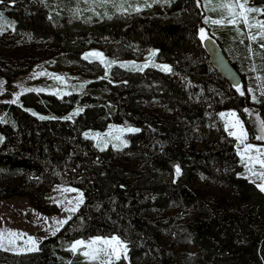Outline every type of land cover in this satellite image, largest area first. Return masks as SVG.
I'll list each match as a JSON object with an SVG mask.
<instances>
[{
	"label": "trees",
	"instance_id": "obj_1",
	"mask_svg": "<svg viewBox=\"0 0 264 264\" xmlns=\"http://www.w3.org/2000/svg\"><path fill=\"white\" fill-rule=\"evenodd\" d=\"M147 10L88 21L46 0H0L14 32L44 40L58 55L85 62L83 53L93 45L108 56L124 57L152 47L170 64V70L122 68L120 81L94 79L81 93L26 91L20 104L0 101V174L22 170L38 187L62 183L84 195L38 250L16 256L0 249V264H53L68 242L112 235L126 242L133 260L184 264V253L174 250L180 240L165 246L159 238L163 230L191 240L188 264H264V191L242 173L236 138L221 117V111L233 108L254 132L246 108L261 110L264 97L257 103L245 84L246 42L239 47L242 67L224 52L226 35L208 33L199 0H161ZM209 43L217 44L236 69L238 82H229L211 64ZM255 58L264 67V50H255ZM21 70L0 53V73L7 79ZM153 103L169 115L154 112ZM75 106L81 110L64 117ZM109 123L139 131L129 132L123 146L98 148L85 131ZM193 139L203 145L196 147ZM196 173L230 190L209 200L193 184ZM175 204L184 218L165 216Z\"/></svg>",
	"mask_w": 264,
	"mask_h": 264
},
{
	"label": "rangeland",
	"instance_id": "obj_2",
	"mask_svg": "<svg viewBox=\"0 0 264 264\" xmlns=\"http://www.w3.org/2000/svg\"><path fill=\"white\" fill-rule=\"evenodd\" d=\"M46 1L51 2L54 9L66 8L70 15L88 21L97 20L101 15L112 13H145L148 7L161 3V0ZM199 2L204 10V21L208 25V33L210 32L213 37L226 35L224 52L233 59L237 58L240 66L243 67L246 63L243 67L245 84L251 98L257 103L260 102V96L264 97V67L258 64L255 50L259 53L264 50L261 46L264 45V38H262L264 28L258 24V22H264V12H247V24L243 23L238 16L236 24H231L228 22L233 18L230 10L222 5L232 0H199ZM246 7L264 10V3H251L247 0ZM231 11L239 13L241 9L237 7ZM2 14L0 53L10 63L22 67V70L10 79L0 73V101L11 102L18 96L16 103L20 104V96L26 91L54 93L58 96L70 92L81 93L86 90L87 83L94 79L105 78L112 82L120 81L122 73L119 72L126 67L140 69L153 65L164 69L162 66L166 65L168 69L170 68V64L160 59L156 49L152 47L143 50L139 56L124 57L121 55L108 56L100 47L93 45L83 53L85 62L58 55L44 40L14 32L13 23L4 13ZM214 20H222L223 23L216 24L212 22ZM238 37L240 42H236ZM243 41L246 42L248 50V59L245 63L244 53L239 49ZM97 53L99 55H96ZM152 108L160 115H169L166 108L158 103H153ZM259 108L261 110L253 107L246 108V114L254 125L253 134L250 133L243 117L235 109L228 108L221 111L226 131L236 138V149L241 159L242 173L258 186L264 185V166L259 163L264 160V138L258 139V137H264V102ZM80 110V106H75L64 117L71 118ZM129 128L135 129L132 126L109 123L103 130H86L85 133L98 148H105L108 145L118 148L127 143L128 133L132 132L128 131ZM1 140L2 134L0 133ZM190 143L196 147L203 145L197 139L190 140ZM249 145H251L250 148ZM32 178L30 173L22 170H5L0 174V249L16 256L34 252L29 250L34 247L38 250L40 242L56 233V229L63 225L56 222L66 221L84 200L83 192L73 185L54 183L46 187H38ZM193 184L209 200L230 190L227 186H218L203 173H196L193 176ZM4 190L7 192L4 193ZM69 209H75V211H69ZM178 209L177 204L171 205L165 216L169 213L168 216H172L175 220H179L180 217L184 218V215L178 214ZM171 226L175 225L172 223ZM112 237L117 236H93L68 242L62 250L56 252L53 264H154L152 260L144 262L131 259L128 245L119 237L117 238L121 242L120 245L115 242L113 246L103 243L104 240H111ZM159 238L165 246H168L170 241L180 240L179 243L174 244V250L184 253L181 260L184 264H188L189 255L193 251L191 240L184 237L175 238L165 230L160 232ZM77 241L84 243L78 245L73 251L72 246ZM93 241L97 242L93 244ZM113 248L119 253L120 259H116ZM97 249L100 251L96 254V259H92L94 250ZM86 252L89 255H84Z\"/></svg>",
	"mask_w": 264,
	"mask_h": 264
},
{
	"label": "snow or ice",
	"instance_id": "obj_3",
	"mask_svg": "<svg viewBox=\"0 0 264 264\" xmlns=\"http://www.w3.org/2000/svg\"><path fill=\"white\" fill-rule=\"evenodd\" d=\"M246 3H247V0H232V2H229V3H226V4H223L222 7H226L230 10V15L233 17L232 19H229V23L231 24H236L237 20H236V17L238 16L241 21L245 24L248 23V18L246 16V13L247 12H264V10H261V9H256V8H250V7H246ZM239 8L241 9V11L239 13H236L234 11H231L233 8ZM3 19V14L0 13V20ZM213 23H216V24H221L223 23L222 20H214L212 21ZM258 24L260 25L261 28H264V22H258ZM201 32V39H204L205 38V35H204V30L201 29L200 30ZM253 39H255V37H252ZM262 38H264V35H262ZM262 47H264V45H261ZM96 55H99L98 53ZM165 70H170L168 69V66H162ZM239 90V89H238ZM243 95V93H241ZM18 96L16 98V100H13L11 101V103H16L17 100H18ZM223 115V114H222ZM234 115V114H233ZM41 119H45V117H41ZM128 131H139V129H133V128H129ZM261 138H264V137H258V139H261ZM249 148L251 147V145L248 146ZM259 163L264 166V160H261L259 161ZM177 171V175H179V172H180V169L179 167H177L176 169ZM260 190L261 191H264V185H260ZM82 196V194H81ZM69 211H75V209H69ZM67 221H57L56 223L58 224H64L66 223ZM58 231V229H56ZM30 240H32L31 237H29ZM97 241H93L92 243L95 244ZM113 242H115V244L117 245H120L121 242L119 241V239L117 237H112L111 240H104L103 243L106 244V245H109V246H113ZM33 243L35 244V241H33ZM84 242L83 241H77L73 246H72V250L75 251L77 246L78 245H82ZM88 247H91V245H88ZM30 251H35L37 250L35 247L32 248V249H29ZM100 250L97 249V250H94V254L92 255V259H96V254H98ZM113 251L115 252L116 254V259H120V255L118 252H116V249L113 248ZM84 255H89V253H84Z\"/></svg>",
	"mask_w": 264,
	"mask_h": 264
},
{
	"label": "water",
	"instance_id": "obj_4",
	"mask_svg": "<svg viewBox=\"0 0 264 264\" xmlns=\"http://www.w3.org/2000/svg\"><path fill=\"white\" fill-rule=\"evenodd\" d=\"M207 54L211 64L217 71L229 82H238L240 80L239 74L236 69L227 60L221 49L215 43L207 45Z\"/></svg>",
	"mask_w": 264,
	"mask_h": 264
}]
</instances>
